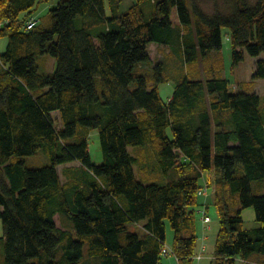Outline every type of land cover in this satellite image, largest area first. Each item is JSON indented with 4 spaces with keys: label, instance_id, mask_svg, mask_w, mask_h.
I'll list each match as a JSON object with an SVG mask.
<instances>
[{
    "label": "trees",
    "instance_id": "obj_1",
    "mask_svg": "<svg viewBox=\"0 0 264 264\" xmlns=\"http://www.w3.org/2000/svg\"><path fill=\"white\" fill-rule=\"evenodd\" d=\"M41 1L0 0V264H160L167 222L171 255L193 264L211 170L219 228L210 263L264 264V95L240 81L230 93L220 56L226 30L231 67L257 57L251 78H264V0H226V14L153 0L149 15L145 0L123 12L107 0L110 17L105 0H60L48 26L27 29ZM150 43L184 68L169 72L166 57L147 68ZM167 81L174 90L164 101ZM40 150L50 163L26 166ZM72 161L62 181L57 166ZM246 207L254 228L243 226Z\"/></svg>",
    "mask_w": 264,
    "mask_h": 264
},
{
    "label": "rangeland",
    "instance_id": "obj_2",
    "mask_svg": "<svg viewBox=\"0 0 264 264\" xmlns=\"http://www.w3.org/2000/svg\"><path fill=\"white\" fill-rule=\"evenodd\" d=\"M60 0H49L48 2L46 1H41L35 11V16L38 19V22L41 23L44 26H48L49 24V17H48V10L51 7H55L56 4ZM136 0H120L119 2V11L123 12L126 11ZM152 1L153 0H145L142 4L144 13L146 15L150 14V11L152 9ZM249 4H253L256 0H246ZM192 3L197 4L200 8H202L206 13L208 14H213L215 9H218L221 13L226 14L229 12L230 8L229 5L227 4L226 0H189V5L192 6ZM105 15L107 17L111 16V11L108 5V1L105 0ZM104 24H100L99 27H103ZM226 31V30H225ZM224 32V30H223ZM225 35V32H224ZM229 40L226 38V35L223 36V45L220 50V56L223 61V72L222 75L227 77L231 82L229 84V92L230 93H235L240 91L239 89H236L237 86L235 84L236 81L240 82H245L247 84L248 88L253 90L254 93L259 94V95H264V78L257 79V80H252V72L254 71V65L257 57H251L249 55H245V59L240 62L237 66L231 67V60L229 58V49H230V44ZM5 45H6V38H0V53H2L5 50ZM149 52H150V61H154L153 64L158 62L160 58L165 57L168 59V66L172 64V67H174L173 70H170L169 72L175 73V71L179 72L181 69L184 68V63L181 61V59L177 56H175V59H172V55H170L168 48L164 45H158V44H151L149 46ZM176 55V54H175ZM264 55L261 54L259 57H263ZM41 58V57H40ZM42 62V65L44 69H51L52 65L54 64L55 66V60L48 56L45 55L43 59H40ZM53 62V63H52ZM179 63V67L178 63ZM235 81V82H234ZM174 83L172 81H167L159 84V93L162 99H166L168 95L172 92ZM264 104V100H262V105ZM53 117L57 118L58 114L55 112L53 113ZM88 148L91 156V160L95 164H99L102 160V155H101V149H100V144H99V138H98V133L96 130H91L88 136ZM140 148H144L145 152H148L149 155L151 156L152 154V149L149 146L142 147V146H129L128 150L131 153H134L138 151ZM143 151L142 149L138 151V153H141ZM135 153V154H138ZM26 166L28 167H40L43 165H48L49 159L47 156L44 155V153L40 150L37 152V154L32 155V156H27L23 158ZM136 166V165H135ZM61 166H58L59 171L61 170ZM137 168V166H136ZM212 175V174H211ZM252 187H255V183L252 184ZM213 188L212 187H207V193L212 195ZM263 192V191H262ZM207 213L210 215L212 222L211 225L214 227V239L212 236L208 238L204 243L206 244V249L202 253L204 256V259L199 263V264H211L210 263V257L212 256L213 252V247L214 243L216 240L217 236V231L219 228V221L218 217L215 211V207L212 203L209 204V208ZM201 217V214L198 213L196 222L198 224V220ZM242 217H243V226L244 228L250 229L254 228L258 225V223L255 221L254 217V209L253 207H246L242 210ZM55 222L56 224H59L58 216L55 215ZM133 227V226H132ZM133 229H135L133 227ZM217 229V230H216ZM135 231H137L135 229ZM172 238H173V231L170 228L169 223H166V240H165V246L170 249L171 243H172ZM200 241L198 239V246H200ZM172 257V255H170ZM167 257L163 256L161 263L160 264H177L175 263L174 259L172 258L170 262H165L164 259ZM204 261V262H203ZM193 264H196L193 262ZM237 264H242L240 261H237ZM246 264V263H243Z\"/></svg>",
    "mask_w": 264,
    "mask_h": 264
},
{
    "label": "crops",
    "instance_id": "obj_3",
    "mask_svg": "<svg viewBox=\"0 0 264 264\" xmlns=\"http://www.w3.org/2000/svg\"><path fill=\"white\" fill-rule=\"evenodd\" d=\"M49 1V0H48ZM46 1V2H48ZM227 32L225 31V35H226V38H227ZM153 44V43H150L148 44L147 46V49H148V53H149V57H150V52H149V46ZM154 44H157V43H154ZM159 45V44H158ZM168 48V51L170 50L168 46H166ZM229 58L231 60V56H230V49H229ZM43 59V58H42ZM151 59V57H150ZM161 60V58H160ZM159 60V61H160ZM158 61V62H159ZM153 62L154 61H151V63L149 64V66H147V68H152L153 67ZM157 62V61H156ZM53 63V62H52ZM54 68V64L52 65V68L51 69H46L45 68V71H52V69ZM253 73V72H252ZM159 87V86H158ZM174 90V85H173V89H172V92ZM253 91V90H252ZM172 92L170 93V95H168V97L164 100V101H167L170 97H171V94ZM78 165V162L77 161H72V162H69V163H66V164H62V165H59L61 166V170L59 171L58 169V166H57V170H58V173H59V176H60V179L62 181L65 180V178L62 176V169L64 167H68V166H77ZM212 174V175H211ZM215 179V171L214 170H211L210 172H205L203 174V178L201 179V184L205 185V186H208V187H212L213 188V181ZM214 190V188H213ZM212 200H213V191H212V195L208 194L207 191L205 193H203L202 195H199L198 197V205L196 207V211H198L200 214H202L203 212L210 216L207 211H208V208H209V204L212 203ZM211 222H212V219L210 217V220L207 221V222H204L201 220V217L199 218L198 220V224L196 223V233H197V236L199 238V241L201 242L200 243V246L197 248V254H200L201 255V258L199 260H195L194 262L196 264H199L203 259H204V256H203V252L205 251L206 249V244L204 243L208 238H210V236L213 237L214 239V236H215V233L213 232L214 230V227L211 225ZM57 226H59V224H57ZM217 230V229H216ZM0 236H1V223H0ZM171 247V246H170ZM167 257L166 259H164V263L165 262H170V260L173 258L175 263L176 262V259L174 258V256L170 257V255L168 256H165ZM212 257V256H211ZM211 257H210V261H211ZM237 261H240L242 264L243 263H246L248 264V261H243L242 259L240 258H237ZM204 262V261H203Z\"/></svg>",
    "mask_w": 264,
    "mask_h": 264
},
{
    "label": "built area",
    "instance_id": "obj_4",
    "mask_svg": "<svg viewBox=\"0 0 264 264\" xmlns=\"http://www.w3.org/2000/svg\"><path fill=\"white\" fill-rule=\"evenodd\" d=\"M37 18L35 17V16H33V17H31V18H29L27 21H26V23H25V27L27 28V29H30V28H32L33 26H35L36 24H37ZM2 25V23H1V21H0V26ZM199 193H201V192H199ZM201 220L202 221H204V222H207V221H209L210 220V217L208 216V215H206L204 212L201 214ZM172 254V252H171V250L170 249H168V248H163L162 249V252H161V255H163V256H168V255H171ZM201 258V255L200 254H196L195 256H194V261L195 260H199Z\"/></svg>",
    "mask_w": 264,
    "mask_h": 264
}]
</instances>
